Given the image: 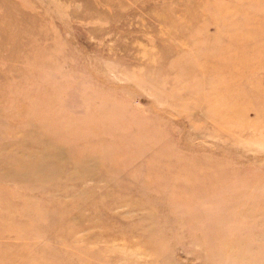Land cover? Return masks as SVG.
Masks as SVG:
<instances>
[{"label": "rangeland", "instance_id": "1", "mask_svg": "<svg viewBox=\"0 0 264 264\" xmlns=\"http://www.w3.org/2000/svg\"><path fill=\"white\" fill-rule=\"evenodd\" d=\"M0 3V264H264V0Z\"/></svg>", "mask_w": 264, "mask_h": 264}, {"label": "bare ground", "instance_id": "2", "mask_svg": "<svg viewBox=\"0 0 264 264\" xmlns=\"http://www.w3.org/2000/svg\"><path fill=\"white\" fill-rule=\"evenodd\" d=\"M1 2L3 1V0H0ZM1 4V3H0ZM4 8H6L5 6H4ZM8 9H10V10H14L15 9V7H12V6H9V7H7ZM17 9V8H16ZM0 21L2 22V24H3V28H4V30H5V32L8 34V36L7 37H5V38H3L4 39V41H2L3 43H4V45L5 46H13L14 44H15V42L18 40V38H19V36L16 34V32H17V30L16 31H14V33H13V30H12V26H14L11 22H9V21H7L1 14H0ZM15 25H16V27H18V30H19V27H21V25L20 24H18V23H15ZM13 28H15V27H13ZM172 28L173 29H175L176 31L178 30V32H183L182 31V29H184V28H187V26L185 25V23H172ZM21 30V29H20ZM0 39H1V37H0ZM0 43H1V40H0ZM19 43V42H18ZM17 43V44H18ZM2 44V43H1ZM17 44H15L14 46H16ZM3 45V46H4ZM3 46L2 45H0V50L3 48ZM205 49V48H204ZM4 50V49H3ZM213 53V51L211 50V48H209V54L211 55ZM10 55H11V53H10ZM10 55H9V57H10ZM14 55H16V56H18L19 55V52L18 51H15L14 52ZM8 57V58H9ZM99 117V116H98ZM46 121H48L47 119L46 120H43V124L46 122ZM99 123V120L97 119V120H94V122H92V123H90V124H87L88 125V127H90L92 130H98L100 127H101V121H100V123ZM34 125H39L37 122H35L34 123ZM99 139V136L97 137V138H93L92 139V141L90 142V143H84V144H82V146L84 147V148H93V147H95L96 148V146H93V145H91L92 144V142H97V140ZM69 151L71 152V155L73 156V158L74 157H79V156H82V159H81V161L79 162L76 158H74L75 160H71V162H70V164L71 165H73V164H83L84 162H86L87 161V163H89V162H91L90 161V159H94L95 157H96V155L97 156H101V153L100 152H98V153H96L95 152V150L94 151H84V150H82V149H80V147L79 148H69ZM0 160H4V156H3V152H1L0 151ZM57 160H58V162L61 160V159H59V158H53V156H51L50 157V160H45V161H42L41 162V165H44V167L43 168H41V169H39L34 175H32V176H28L27 178H26V189L28 188L30 191H34V189L38 186V185H40L41 183H45V182H47V178L50 176V175H52V173H54V171H57L58 170V168L56 169V170H54V169H51V168H49L48 166H49V164L50 163H52V164H57L58 162H57ZM56 166V165H55ZM57 167H59V164H57ZM20 171V168L19 169H16L15 168V170H14V172L15 173H18ZM90 171V170H89ZM88 171V172H89ZM10 174H11V172H9ZM184 173H182V175H183ZM191 175V174H190ZM179 178H182V176H180ZM31 180H34L35 182V186L34 187H32L30 184H29V182L31 181ZM17 186H19V185H17ZM24 187V186H23ZM31 189H33V190H31ZM181 192H184V191H186L185 189L184 190H180ZM5 192V191H4ZM243 206L241 205L240 206V209L242 208ZM250 208V207H249ZM244 211H247L248 213H251V212H249V210H247L246 209V207L244 206ZM244 220V217L243 216H240L239 218H238V221H243ZM189 225H191V224H189ZM191 232V231H190ZM261 232H264V230H262ZM192 233V232H191ZM184 234H186L185 232H184ZM255 235H257V233H254V232H252L251 231V233H250V236L249 237H252V236H255ZM189 237H191L190 236V234H189ZM194 237V236H193ZM262 247V246H261ZM215 249L214 248H212L211 250L209 249V251H211V252H213ZM258 250H260V249H258ZM214 253V252H213ZM218 253V252H217ZM249 258H250V260H252L253 262L254 261H256L257 260V257H252V256H248Z\"/></svg>", "mask_w": 264, "mask_h": 264}]
</instances>
